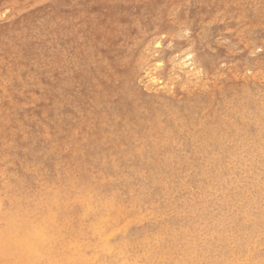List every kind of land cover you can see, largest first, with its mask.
<instances>
[{"label": "rangeland", "instance_id": "1", "mask_svg": "<svg viewBox=\"0 0 264 264\" xmlns=\"http://www.w3.org/2000/svg\"><path fill=\"white\" fill-rule=\"evenodd\" d=\"M235 1L0 0V264H264V0Z\"/></svg>", "mask_w": 264, "mask_h": 264}, {"label": "bare ground", "instance_id": "2", "mask_svg": "<svg viewBox=\"0 0 264 264\" xmlns=\"http://www.w3.org/2000/svg\"><path fill=\"white\" fill-rule=\"evenodd\" d=\"M222 1H223V0H222ZM232 1H233V0H232ZM236 1H238V0H236ZM236 1H235V2H236ZM254 1H255V0H254ZM220 2H221V1H220ZM224 2H225V0H224ZM226 2H227V0H226ZM228 2H229V0H228ZM237 4H238V3H237ZM256 4H257V3H256ZM258 4H259V3H258ZM239 9H241V11H243V10H242L243 8H239ZM238 13H239V12H238ZM239 14H242V13H239ZM261 14H262V13H261ZM261 16H262V15H261ZM238 17H239V15H238ZM238 17H237V18H238ZM255 17H256V16H255ZM261 19H262V18H261ZM237 20H238V19H237ZM237 20H236V21H237ZM242 22H243V20H242ZM242 22H241V23H242ZM239 23H240V22H239ZM239 23H238V24H239ZM157 32H158V31H157ZM206 57H207V56H206ZM202 59H204V57H203ZM202 59H201V60H202ZM206 59L208 60V58H206ZM206 59H205V61H206ZM209 59H210V58H209ZM216 59H217V58H216ZM219 59H220V57H219ZM203 61H204V60H203ZM218 61H219V60H218ZM199 62H200V61H199ZM213 62H214V60H213ZM203 63H204V62H203ZM203 63H202L201 65H203ZM207 63H208V61H207ZM180 64H181V63H180ZM204 64H205V63H204ZM208 64H209V63H208ZM215 64H216V63H215ZM212 65H213V64H212ZM205 66H206V64H205ZM208 68H209V67H208ZM150 80H151V79H150ZM0 238H1V237H0ZM0 241H1V240H0ZM44 242H45V241H44ZM0 243H1V242H0Z\"/></svg>", "mask_w": 264, "mask_h": 264}]
</instances>
